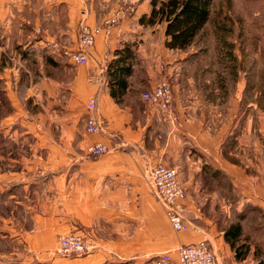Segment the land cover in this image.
<instances>
[{
  "label": "crops",
  "instance_id": "crops-1",
  "mask_svg": "<svg viewBox=\"0 0 264 264\" xmlns=\"http://www.w3.org/2000/svg\"><path fill=\"white\" fill-rule=\"evenodd\" d=\"M120 8L119 0H0V83L20 115L29 117L28 130L15 128L3 143L11 145L18 161L44 164L25 167L28 177L43 178L44 187H35L41 182L35 178L19 187H0L5 194L0 219L5 228L17 226L14 234L4 231L1 239L18 247L0 252V264H155L161 253L202 240L209 242L217 264H264L259 122L245 121L239 128L246 131L229 137L227 119L209 124L197 115L228 108L220 110L208 98L211 79L190 64L193 53L165 46L164 23L141 22L151 12V0L103 29ZM82 22L103 30L89 51L88 64L80 66L62 50L79 49ZM121 58L132 68L125 88L111 75V65ZM166 77L174 95L171 112L143 99ZM242 94L241 79L236 99ZM91 99L103 122L99 134L86 131ZM12 117L3 119L8 129ZM230 140L235 152L227 151ZM96 142L112 151L88 157L87 147ZM248 144L250 156L245 152ZM69 159L77 162L92 187H47L46 162ZM158 163L177 169L186 187L187 231L172 227L153 193L150 173ZM221 187H231L233 198L222 195ZM245 202L258 210L251 222L241 216ZM229 208L240 215L233 219ZM221 209L222 219L217 213ZM232 225L241 230L235 247L225 238ZM72 232L90 234L94 247L83 256L56 254L58 237Z\"/></svg>",
  "mask_w": 264,
  "mask_h": 264
},
{
  "label": "rangeland",
  "instance_id": "rangeland-1",
  "mask_svg": "<svg viewBox=\"0 0 264 264\" xmlns=\"http://www.w3.org/2000/svg\"><path fill=\"white\" fill-rule=\"evenodd\" d=\"M143 1L141 0L136 5L133 13ZM39 32L41 31L39 30ZM188 51L193 53L194 59L190 64L195 68V71L206 74L211 79L209 87L206 88V92L209 94L208 98L218 102L220 110L228 108V111H205L203 113L196 112V114L204 115L209 124H218L219 119H227L229 137L241 133V131L245 132L246 128L239 127L245 126V121L253 119L254 122H259V146L260 148L264 147V0H216L213 6L212 20L197 37L193 46L188 48ZM241 79L243 94L239 96V101L235 97L236 82ZM2 89L3 84L0 83V187H19L29 178L41 181L35 187H44L41 176L28 177L25 170V167H35L36 169L43 167V162L37 164V161L31 164L24 160L18 161L19 155L12 150L11 145L3 143V137L9 136L15 128H18L19 131H27L25 126L28 125L29 117L24 113L20 115L19 109L11 104ZM252 103L253 109L249 106ZM25 110L27 111V106ZM10 115L13 117L10 118V123L7 125H11L12 128L8 129L2 122ZM237 120L239 124L235 128ZM20 125L24 128L20 129ZM233 142L234 140L228 141V152H235L236 147ZM249 147H251L249 144L245 145V152L250 156ZM46 165L47 187H92L86 183L81 167L74 160H52L47 161ZM23 169L25 173L20 172ZM221 189L222 195L233 198L231 187H221ZM4 195L0 192V214L3 212ZM218 195L220 196L219 193ZM253 207L251 202H245L242 208L241 216L248 217L249 222L252 221L255 214H258L257 208ZM228 210L233 219L240 215L235 213L234 208ZM217 213L221 219L224 218V210H217ZM16 228L17 226L14 225H8L5 228L0 219V252L3 250L13 251L18 248L16 245H7L1 239V234L4 231L14 234Z\"/></svg>",
  "mask_w": 264,
  "mask_h": 264
},
{
  "label": "built area",
  "instance_id": "built-area-1",
  "mask_svg": "<svg viewBox=\"0 0 264 264\" xmlns=\"http://www.w3.org/2000/svg\"><path fill=\"white\" fill-rule=\"evenodd\" d=\"M120 10L112 15L103 29H110L118 24L125 14L133 13L134 8L141 0H119ZM82 22L79 28V49H63L65 56L76 65H86L89 62V51L94 46L98 35L103 30ZM143 99L158 105L163 111L171 112L173 108V89L168 78H162L154 89L143 94ZM88 118L86 131L89 134H99L103 131V122L98 112L95 99L87 103ZM112 151L107 144L96 142L86 149V155L98 158ZM150 183L155 197L165 206L167 217L172 227L177 231H187L189 223L183 216L184 201L187 198L186 187L179 179L177 169L163 163L156 164L150 173ZM94 247L93 238L88 233L72 232L60 235L56 254L61 256H83ZM155 264H217L215 254L209 242L202 240L196 243L183 245L172 251L161 253Z\"/></svg>",
  "mask_w": 264,
  "mask_h": 264
},
{
  "label": "trees",
  "instance_id": "trees-1",
  "mask_svg": "<svg viewBox=\"0 0 264 264\" xmlns=\"http://www.w3.org/2000/svg\"><path fill=\"white\" fill-rule=\"evenodd\" d=\"M214 0H151V12L141 22L155 25L165 24V46L171 50H187L212 20ZM127 55H130L127 51ZM121 58L111 65V75L119 88L126 87L125 76L132 72L130 65ZM123 61V62H122ZM240 227L232 225L225 232V238L235 247ZM240 258V255H237Z\"/></svg>",
  "mask_w": 264,
  "mask_h": 264
}]
</instances>
